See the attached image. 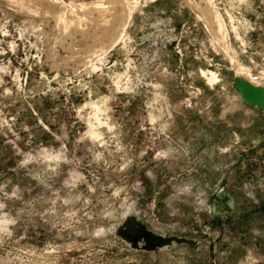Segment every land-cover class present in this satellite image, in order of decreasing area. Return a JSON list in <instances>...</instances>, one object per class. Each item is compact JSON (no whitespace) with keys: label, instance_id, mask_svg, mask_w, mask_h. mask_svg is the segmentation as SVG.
I'll return each instance as SVG.
<instances>
[{"label":"rangeland","instance_id":"obj_1","mask_svg":"<svg viewBox=\"0 0 264 264\" xmlns=\"http://www.w3.org/2000/svg\"><path fill=\"white\" fill-rule=\"evenodd\" d=\"M257 73L264 0H0V264H264Z\"/></svg>","mask_w":264,"mask_h":264},{"label":"water","instance_id":"obj_2","mask_svg":"<svg viewBox=\"0 0 264 264\" xmlns=\"http://www.w3.org/2000/svg\"><path fill=\"white\" fill-rule=\"evenodd\" d=\"M238 88L240 95L244 100L264 106V90L260 86H254V84L247 81H238Z\"/></svg>","mask_w":264,"mask_h":264},{"label":"built area","instance_id":"obj_3","mask_svg":"<svg viewBox=\"0 0 264 264\" xmlns=\"http://www.w3.org/2000/svg\"><path fill=\"white\" fill-rule=\"evenodd\" d=\"M249 80L253 83V84H256L257 86L258 85H261L264 81L262 75L260 73H257V74H251L250 77H249Z\"/></svg>","mask_w":264,"mask_h":264},{"label":"trees","instance_id":"obj_4","mask_svg":"<svg viewBox=\"0 0 264 264\" xmlns=\"http://www.w3.org/2000/svg\"><path fill=\"white\" fill-rule=\"evenodd\" d=\"M39 114L38 108L35 109V115ZM34 116V115H33ZM35 117V116H34ZM38 128H41V126H38Z\"/></svg>","mask_w":264,"mask_h":264}]
</instances>
